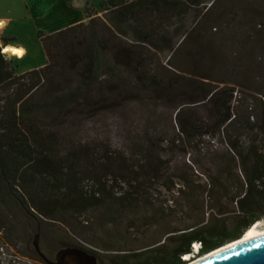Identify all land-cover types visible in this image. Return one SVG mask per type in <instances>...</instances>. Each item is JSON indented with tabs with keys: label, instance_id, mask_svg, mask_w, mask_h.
I'll return each instance as SVG.
<instances>
[{
	"label": "trees",
	"instance_id": "trees-1",
	"mask_svg": "<svg viewBox=\"0 0 264 264\" xmlns=\"http://www.w3.org/2000/svg\"><path fill=\"white\" fill-rule=\"evenodd\" d=\"M209 1L205 11L213 8ZM254 1L264 5V0ZM197 2L99 0L98 9L107 13L104 19L87 9L86 21L38 34L45 55L40 67L18 73V59L5 60L0 54V231L4 230L7 242L18 241L16 231L31 246L30 257L41 263L31 245L35 233L40 252L50 260L59 247L83 248V242L96 247L84 248L94 253L97 264H182L193 243L199 244L196 254L200 255L264 220V99H258L254 111L236 115L231 89L213 90L207 99L209 123L197 127L185 122L179 110L176 113L182 134L191 136L204 127L199 135L220 139L221 149L210 153L219 175L212 177L216 183L212 190L216 196L221 190L220 197L233 207L222 217L217 214L226 211L220 209L204 215L201 196L207 184H200L194 172L171 169V160L162 156L156 143L139 144L135 154L123 156L106 144L66 143L44 121L62 110L86 109L94 102L91 92H118L121 70L143 86L158 88L160 80L151 68L154 53L146 47H158L155 41L164 38L165 24L177 25ZM182 28L181 41L188 34ZM173 178L181 185L175 190L177 196L169 199L174 208L165 199L154 206L158 199L150 190L161 183L172 192ZM147 206L155 207L153 213L147 212ZM181 206L183 213L171 222L175 207ZM93 224H124L127 229L139 224L155 231L144 245L130 248L125 241L95 243ZM47 225L58 228L52 251L42 242Z\"/></svg>",
	"mask_w": 264,
	"mask_h": 264
},
{
	"label": "rangeland",
	"instance_id": "rangeland-1",
	"mask_svg": "<svg viewBox=\"0 0 264 264\" xmlns=\"http://www.w3.org/2000/svg\"><path fill=\"white\" fill-rule=\"evenodd\" d=\"M98 2L0 0V19L5 21L3 28H0V39L20 43L26 48L24 57L16 60V72H26L45 62L38 34H48L86 21L84 11L87 9L104 19L107 13L98 9ZM209 3V0H198L196 7L186 9L185 16L177 25L171 27L165 24L166 41L164 38L157 39L155 43H159L158 47L151 44L146 47L154 53L150 57L151 68L154 69V76L160 80L158 88L148 82L143 86L137 83L132 74L121 70V89L118 92H91L90 97L94 102L86 109L69 108L52 118L46 117L44 121L66 143L106 144L123 156L135 154L139 144L156 143L162 150V156L171 160V169L194 172L200 184H207L201 196L206 211L204 215L209 212L215 214L220 209L226 211L224 215L217 214L222 217L230 214L233 207L226 198L220 197L221 190L217 196L213 191L216 183H212V177L219 175L210 153L221 149L220 139L199 135L205 130L204 127L197 128V133L191 136L182 134L176 113L179 110L185 122L197 127L202 122L209 123L207 99L213 90L225 93L231 89V108L236 115L254 111L258 99H264V5L254 0H212L213 8L205 11ZM58 8L62 9L61 13H58ZM55 12L56 16L53 15ZM193 15L199 17L193 18ZM182 26V32L188 34L181 41L182 34L178 31ZM172 45L174 49H171ZM14 58L15 55L8 60ZM220 180L224 181L222 178ZM172 181L175 183L172 192L166 191L161 183L150 190L152 196L158 199L154 201V206L165 199L169 201L166 204L169 206L171 201L174 208V203L169 199L177 196L175 190L181 185L177 178ZM183 207H175L176 214L172 219L170 217L171 222L181 216ZM153 209L148 208L147 212L151 214ZM259 222L262 228L264 220ZM91 226L95 231L92 237L95 243L103 240L122 244L125 241L130 248L144 245L155 231L154 227H140L139 224L132 229H127L124 224ZM8 227L10 231V225ZM12 228L14 230V226ZM56 228L47 225L42 234L43 245L48 251L54 249L53 240L58 237ZM13 235L18 241L10 243L5 239L4 230L0 231V243L21 258L28 259L31 264L38 263L28 254L31 246L28 248L25 239L16 231ZM80 244L87 249L96 248L88 243ZM190 255L196 256L194 253Z\"/></svg>",
	"mask_w": 264,
	"mask_h": 264
},
{
	"label": "water",
	"instance_id": "water-1",
	"mask_svg": "<svg viewBox=\"0 0 264 264\" xmlns=\"http://www.w3.org/2000/svg\"><path fill=\"white\" fill-rule=\"evenodd\" d=\"M0 46L3 47L5 44L0 42ZM32 247L45 264H97V257L94 253L78 246L59 247L55 251L53 259L46 258L39 250L38 233L33 236ZM184 263L185 260L182 264ZM195 264H264V235L222 250Z\"/></svg>",
	"mask_w": 264,
	"mask_h": 264
},
{
	"label": "bare ground",
	"instance_id": "bare-ground-1",
	"mask_svg": "<svg viewBox=\"0 0 264 264\" xmlns=\"http://www.w3.org/2000/svg\"><path fill=\"white\" fill-rule=\"evenodd\" d=\"M260 222L259 221H256L254 222L250 227H248L244 232L243 234L235 239V240H232L230 242H227L225 243L224 245L210 251V252H207V253H204V254H200V255H196V256H192L190 254H186V258L187 259H184L185 260V263L184 264H195L196 262H199L209 256H212L213 254H216L222 250H225L227 248H230L232 246H235V245H238L240 243H243V242H247L249 240H252L254 238H257V237H260V236H263L264 235V226L262 228H260ZM192 256V257H191Z\"/></svg>",
	"mask_w": 264,
	"mask_h": 264
},
{
	"label": "built area",
	"instance_id": "built-area-1",
	"mask_svg": "<svg viewBox=\"0 0 264 264\" xmlns=\"http://www.w3.org/2000/svg\"><path fill=\"white\" fill-rule=\"evenodd\" d=\"M199 247L198 243H193V252ZM0 264H31L28 259L21 258L17 253L10 251L6 245L0 243ZM36 264H44L38 262Z\"/></svg>",
	"mask_w": 264,
	"mask_h": 264
},
{
	"label": "clouds",
	"instance_id": "clouds-1",
	"mask_svg": "<svg viewBox=\"0 0 264 264\" xmlns=\"http://www.w3.org/2000/svg\"><path fill=\"white\" fill-rule=\"evenodd\" d=\"M3 26H4V22L0 21V28H3ZM24 51H25V49L23 47L18 46V45L17 46L7 45L4 47H0V54L4 55L5 60L10 59L11 55H15L17 59H20L23 56ZM191 247H192V245H191ZM193 253L195 255H197L196 254L197 250L195 252H193V248H192L191 254H193ZM185 256L186 255L182 256V258L184 259Z\"/></svg>",
	"mask_w": 264,
	"mask_h": 264
},
{
	"label": "crops",
	"instance_id": "crops-1",
	"mask_svg": "<svg viewBox=\"0 0 264 264\" xmlns=\"http://www.w3.org/2000/svg\"><path fill=\"white\" fill-rule=\"evenodd\" d=\"M56 11V10H55ZM62 12V9L61 8H58V13H61ZM54 16H56L57 15V12H55L54 14H53ZM0 21H3L4 22V24H5V21L3 20V19H0ZM62 29V28H61ZM60 30V29H59ZM55 31H57V30H55ZM54 32V31H53ZM51 33V32H50ZM6 45H11V46H20V47H23L24 49H25V51H24V55L26 54V48L22 45V44H20V43H17V42H11V41H9L8 42V44H6ZM24 55L20 58V59H22L23 57H24ZM11 56H13V55H11Z\"/></svg>",
	"mask_w": 264,
	"mask_h": 264
}]
</instances>
